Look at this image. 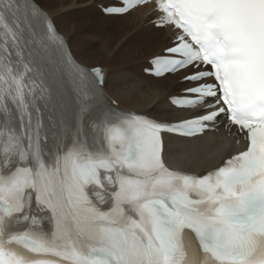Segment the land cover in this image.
Instances as JSON below:
<instances>
[{
  "label": "snow or ice",
  "instance_id": "obj_1",
  "mask_svg": "<svg viewBox=\"0 0 264 264\" xmlns=\"http://www.w3.org/2000/svg\"><path fill=\"white\" fill-rule=\"evenodd\" d=\"M153 2L175 122L121 112L39 0H0V264H264V0ZM221 118L245 150L202 176L167 164L164 134Z\"/></svg>",
  "mask_w": 264,
  "mask_h": 264
},
{
  "label": "bare ground",
  "instance_id": "obj_2",
  "mask_svg": "<svg viewBox=\"0 0 264 264\" xmlns=\"http://www.w3.org/2000/svg\"><path fill=\"white\" fill-rule=\"evenodd\" d=\"M113 1L39 0L67 37L79 62L91 68L104 67L103 92L109 101H116L119 108L147 113L165 121L189 116L188 111L178 110L169 102L170 96L186 86L177 76L154 78L143 74L148 59L161 53L169 43L171 31L148 24L151 5L124 16H105L101 10L93 8L97 3L106 5ZM235 150L233 136L229 137L225 129L195 138L166 137L168 162L194 173L218 166Z\"/></svg>",
  "mask_w": 264,
  "mask_h": 264
},
{
  "label": "rangeland",
  "instance_id": "obj_3",
  "mask_svg": "<svg viewBox=\"0 0 264 264\" xmlns=\"http://www.w3.org/2000/svg\"><path fill=\"white\" fill-rule=\"evenodd\" d=\"M97 4L100 5V3H97ZM97 4H95V5L93 6V8H95V9H97V10H100L99 5H97ZM127 35L129 36V33H128Z\"/></svg>",
  "mask_w": 264,
  "mask_h": 264
}]
</instances>
